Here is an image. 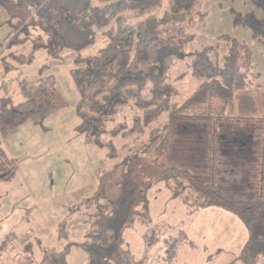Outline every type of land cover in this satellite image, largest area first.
Here are the masks:
<instances>
[{
  "label": "trees",
  "instance_id": "1",
  "mask_svg": "<svg viewBox=\"0 0 264 264\" xmlns=\"http://www.w3.org/2000/svg\"><path fill=\"white\" fill-rule=\"evenodd\" d=\"M164 1L168 7L160 16L129 22L132 14L160 8ZM46 2L0 0V25L10 29L0 47V65L8 67L11 59L18 63L32 59L33 52L25 55L22 51L29 40L28 29L35 26ZM197 3V0H82L79 9H64L59 14L63 26L86 37L84 46L93 42L97 32L105 39L96 54H78L74 58L71 75L79 95L77 132L96 142L105 133L122 139L133 136L121 148L117 196L111 199L99 191L87 201L93 226L85 235L82 248L88 264H128L131 258L122 249L124 233L135 222L149 224L147 194L160 182L186 203V195L181 193L192 190L198 196L195 208L218 207L236 215L247 232L241 264H264V198L255 194L249 199H234L218 187L219 156L234 168L252 156L250 136L231 134L229 140L222 138L219 129L223 123L250 126L264 116V83L258 80L262 74L254 71L249 47L229 36L219 39L223 51L217 43L187 51L194 37L189 25L196 18ZM260 6L263 9L260 19L247 16L244 21L264 41V2ZM60 44L64 45L62 40ZM250 75L253 79L248 78ZM185 77L194 85L188 94L182 92L181 81ZM18 85L24 97L22 102L15 103L9 94L0 95L2 137L28 120L43 127L44 120L65 105L53 85L52 75L35 82L21 80ZM127 109L133 112L129 119L121 120ZM161 117H165L162 122ZM174 132L181 136L179 163L163 164V158L173 148ZM104 144L109 147V157H115L117 147L112 141ZM191 160L203 163L205 178L188 168ZM14 166V160L0 144V178L9 177ZM256 174L261 182L262 170ZM177 240L173 238L169 243L168 258L174 256ZM46 253L51 264H67L66 250L62 253L47 250L44 256Z\"/></svg>",
  "mask_w": 264,
  "mask_h": 264
},
{
  "label": "rangeland",
  "instance_id": "2",
  "mask_svg": "<svg viewBox=\"0 0 264 264\" xmlns=\"http://www.w3.org/2000/svg\"><path fill=\"white\" fill-rule=\"evenodd\" d=\"M197 1L196 18L189 25L194 37L187 51L216 43L223 51V42L219 39L235 38L251 50L254 71L261 72L258 80L264 83V41L244 21L247 16L257 19L263 16L260 2L264 0ZM81 4L82 0H47L36 17L35 26L28 29L29 40L22 51L25 55L33 52L32 59L22 63L11 59L8 67L0 65V83L9 84L8 94L15 103L24 100L19 81L35 82L49 75L53 76V85L65 102L44 120L43 127L28 120L7 137L0 135L1 146L15 163L12 174L0 178V264H51L48 253L44 256L47 250L58 253L66 250L67 264H88V256L82 248L85 235L93 226L87 201L99 191L111 199L118 194L121 167L117 164L122 157L121 148L131 142L133 136L122 139L105 133L96 142L76 130L79 95L71 75L74 58L78 54H96L105 42L97 32L93 42L84 46L86 37L61 23L62 10L75 11ZM167 7L164 1L160 8L136 12L129 22L158 17ZM237 17L243 21H237ZM174 29L172 26V32ZM9 30L5 24L0 25V47ZM61 40L64 45L60 44ZM248 78L253 79V75ZM181 83L183 94L194 88L188 77ZM217 102L215 106L219 111L220 102ZM132 112L127 109L120 119H129ZM164 118L161 117L160 122ZM221 125L222 138L230 140L231 134L242 138L250 136L253 147L250 160L239 167L234 168L219 156L218 187L234 199H249L255 194L264 198V116L250 126ZM203 137L206 139V135ZM180 138L177 132L172 134L173 148L163 158V164L179 163ZM110 140L117 147L113 158L109 157V147L104 144ZM191 161L188 168L203 177L206 173L203 163ZM230 169L235 171L231 173ZM260 169L261 182L256 178V171ZM156 176L155 173V179ZM181 194L186 195L188 203L176 200L161 182L148 191V226L135 222L123 236L122 249L131 258L128 264H241L247 240L242 221L221 208H195L198 196L192 190L185 189ZM173 238L178 239L175 254L168 258Z\"/></svg>",
  "mask_w": 264,
  "mask_h": 264
},
{
  "label": "crops",
  "instance_id": "3",
  "mask_svg": "<svg viewBox=\"0 0 264 264\" xmlns=\"http://www.w3.org/2000/svg\"><path fill=\"white\" fill-rule=\"evenodd\" d=\"M8 83H7V88L6 89H1L0 90V95H2V94H8ZM253 143V142H252ZM169 191V190H168ZM169 193H171L170 191H169ZM176 200H178V201H180V202H184L182 199H181V197H176ZM205 208H209V207H205ZM210 208H218V207H210ZM149 209V208H148ZM198 209V208H197ZM200 209H204V208H200ZM227 212V211H226ZM139 223V222H138ZM139 224H141V225H143V226H145V227H147L148 225H146V224H144V223H139ZM126 232V231H125Z\"/></svg>",
  "mask_w": 264,
  "mask_h": 264
},
{
  "label": "built area",
  "instance_id": "4",
  "mask_svg": "<svg viewBox=\"0 0 264 264\" xmlns=\"http://www.w3.org/2000/svg\"><path fill=\"white\" fill-rule=\"evenodd\" d=\"M6 88H7V82L2 81V82L0 83V90H1V89H6Z\"/></svg>",
  "mask_w": 264,
  "mask_h": 264
}]
</instances>
